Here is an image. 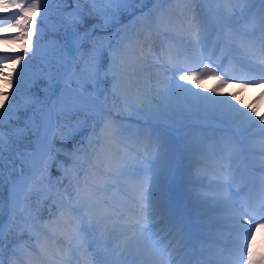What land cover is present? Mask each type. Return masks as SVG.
<instances>
[{
	"label": "snow or ice",
	"instance_id": "snow-or-ice-1",
	"mask_svg": "<svg viewBox=\"0 0 264 264\" xmlns=\"http://www.w3.org/2000/svg\"><path fill=\"white\" fill-rule=\"evenodd\" d=\"M147 2L0 0V8L18 10L7 26L0 20V31L18 32L13 39L23 42L24 49V54L0 55V264H5L6 227L9 233L15 229L17 237L7 264H32L34 259L42 264H64L73 247L88 253L91 264L102 251L97 246L88 252L96 243V233L109 238L103 249L115 241L117 257L124 256L127 264H144L145 256H158L160 264H171L173 240L187 250V264H222L197 258L195 225L164 191L157 160L167 149L169 133L192 127L213 132L217 125L223 130L256 129L264 135V115L256 116L251 105L245 111L233 93L223 98L215 95L229 80L215 75L220 85L211 89L213 95L181 83L190 82L198 89L199 81L224 69L226 61L229 70L239 64L240 74L232 78L242 81V89L264 85V0H257L261 7L246 22L237 18L234 0H150L156 5L154 21L133 43L119 27L120 14L136 19L132 6ZM250 2L235 0L241 5ZM198 3L214 7H208L202 17ZM172 4L178 6V12L165 7ZM113 26L117 31L108 35ZM48 32L53 35L45 40ZM177 73H182L178 79ZM125 113L159 126V130L140 133L155 152L122 154L113 150L115 117ZM89 120L99 121L100 134L94 126L88 137L91 153L86 154L90 163L83 174L80 170L72 173L69 192L61 187L62 180L52 183L51 168L62 151L54 142L73 139ZM221 143L227 141L222 138ZM80 151L77 147L68 153L74 164ZM57 167L64 178L69 177L67 166L57 163ZM130 177L137 179L130 186L129 205L118 209L104 194L111 189L122 191L121 182ZM231 181L229 171L221 166L215 181L217 191L211 197L238 219L241 237L231 264H264V254L256 255L249 240L253 228H264V197L254 207L246 200L237 204L228 195ZM38 185L44 189L38 205L51 198L56 206V212L50 209L48 221L43 222V231L33 223L39 212L31 207ZM17 212L26 219L18 222ZM66 216L71 219L59 230ZM158 221L168 226L170 239L163 246L162 237L154 232ZM61 241L69 247H63ZM166 253L169 259H165ZM96 264L104 262L97 260Z\"/></svg>",
	"mask_w": 264,
	"mask_h": 264
},
{
	"label": "bare ground",
	"instance_id": "bare-ground-1",
	"mask_svg": "<svg viewBox=\"0 0 264 264\" xmlns=\"http://www.w3.org/2000/svg\"><path fill=\"white\" fill-rule=\"evenodd\" d=\"M28 1L29 0H26V2ZM8 2L11 3V0H8ZM234 6L237 9V18L242 22L248 21L253 13L261 7L257 0H251L250 3L245 5L237 4L234 0ZM165 7H169L172 13L178 12V6L176 4L166 5ZM197 7L203 17L207 15L206 9L208 7H214V5L198 3ZM241 7H243L242 13L240 11ZM155 8L156 5L152 4L143 9V11L136 14V19H133L125 25L128 26L127 30H129V32L127 33V38L131 42L134 43L137 36L142 37L149 25L154 21L156 14L154 11ZM17 11V9L11 7L8 9L0 8V20L4 21L3 26H7V23L12 21ZM16 35H18V32L16 31H0V55L24 54L23 42L13 39ZM158 45L159 41L157 40V52ZM205 55H208L207 51L205 52ZM213 59H215V57ZM204 62L209 63L212 67L216 66L212 61L205 60ZM226 70L227 75H223V72ZM228 70L226 62L224 69H217L214 74H209L207 79H201L199 81L200 88L198 89L190 82L181 81V83L189 88H193L194 91H202L205 95H213L211 89L220 85V81L214 78L215 75H220L221 79L230 78V80H233L232 77L240 74L238 65H236V71L233 75H230ZM153 72H155V69H153ZM179 74L182 73H177V79ZM153 78L155 77L153 76ZM234 80L235 84L231 85L227 83L228 86L223 87V91L215 93V95L223 98L228 94L233 93L236 95V101L242 102L240 106L245 111H248V106L251 105L256 109V116L264 115V85L259 87H245L242 89L240 87L242 81L239 79ZM130 117L131 118L127 119L128 121L126 124L120 126V130L123 133L121 132L113 138V142L119 141L117 146H113V150H120L122 154H135L137 152L145 153L146 151L155 152V148L147 143L146 136H142L140 133H146L149 130H159V126L154 122H145L144 120H146V118L139 115H132ZM118 128L119 127H117V129ZM99 134L100 131L97 135ZM222 138L227 141V144L221 143ZM168 140L169 143L167 149L161 152L160 157L157 160V167L160 172L164 191L173 201L175 199L183 205V211H186L184 214L190 217L195 225L196 232H199V243L200 247L203 249V253L200 255L198 250L197 257H202L208 254L209 257L207 260L221 261L222 264H226V262L231 264L232 254L239 245L241 230L239 228L237 217H235L230 210L220 206L211 199L217 191L215 181L220 174L221 166H223L224 169L229 171L232 177L231 187L228 190V195L231 199L238 204V201L246 198L245 196L253 197L252 192L255 190L258 191L262 187L261 184L258 183V179L261 176L256 175V172L259 174V170L255 172L253 167L255 166L254 164L256 161L263 159L264 153L262 152L264 151H259V149H264V135H261L256 129H250L244 132L229 127L227 130H223L221 126L217 125L215 126L214 132L206 128L192 127L185 129L180 133H169ZM122 145L130 146L128 149H134V152L131 150H128L127 152L123 149ZM88 159L90 161V157ZM206 165L208 167H206ZM217 167H219V170L216 169ZM196 174L216 175V178L212 181L213 189L203 186H194L195 192L191 191L194 189L189 188L188 190L191 192L188 193H186V189L181 193L173 189L175 184H179V181L184 184L185 177L191 180L192 176ZM130 179L132 178H126L121 182L122 191H113L116 197L121 194L123 195L124 203H126L125 206L122 205L123 207L129 205L130 198L133 194L131 187L130 190L126 189V185L123 187V184L126 183L125 181H129ZM142 179L146 180L147 177H142ZM132 181L133 183L135 182V180ZM187 184L188 186L191 185L189 182ZM238 187L242 188L238 189ZM200 194L209 198L207 202H205V197L203 195V199L201 198ZM107 197L110 198L113 203L115 202L118 204L114 197L113 199L110 195ZM251 201L253 206L257 202L256 197L254 196ZM176 205H179V203L176 202ZM122 206L119 205L117 208L119 209ZM196 212L204 215L202 221L199 220L200 218L197 216ZM6 218L9 219L8 215H6ZM70 219L71 216H66L65 221L61 222L58 229L63 230L65 223ZM154 232L157 237H162L161 246L168 243L170 239L168 226L163 221H158L156 223ZM253 232L254 235L249 237L253 252L256 255L264 254V228L258 230L253 228ZM212 237L216 238L218 241L216 242V246ZM94 239L96 243L89 248L88 252H92L97 246H100L102 251L100 256L97 257L96 260H93L91 264H96L97 260H103L104 264H127V259L124 256L117 257L116 252L118 249L114 247L115 241H111L109 247L103 249V246L101 245H103V242L109 238L101 237L99 233H96ZM61 244L65 248L69 247L63 241H61ZM177 245L179 244L173 240L172 247L175 248ZM208 246H215V251L206 248ZM179 248H181L180 245ZM102 253L104 254L102 255ZM71 254L73 255L75 264H88V253H85L83 249L76 250L73 247L71 249ZM165 259H169L167 253L165 254ZM170 259L171 264H185L186 261L184 257H177V255L175 257L173 251ZM143 261L144 264H160V258L158 256H145L143 257ZM223 261L226 262L224 263ZM32 264H42V261L34 259Z\"/></svg>",
	"mask_w": 264,
	"mask_h": 264
},
{
	"label": "rangeland",
	"instance_id": "rangeland-1",
	"mask_svg": "<svg viewBox=\"0 0 264 264\" xmlns=\"http://www.w3.org/2000/svg\"><path fill=\"white\" fill-rule=\"evenodd\" d=\"M28 2H30V0ZM152 4L153 3H151L150 0H149V2L145 3L143 6H138V5L132 6V7L135 8L134 16H136V14H138L141 11H143V9L151 6ZM132 20H133L132 16H129L127 13L122 12L120 14L121 25L119 27L122 30L126 31V33H128L129 32L127 30L128 26H125V25L128 22L132 21ZM92 22L93 21H88L87 23L91 24ZM116 31H117V26H113V27H110L108 29L107 34L108 35H112ZM52 35L53 34L51 32L46 33L45 40L51 38ZM35 38L36 37H33V41L35 40ZM105 62H107V61L105 60ZM234 81H230L229 84H231V85L235 84ZM40 83L43 84V81H41ZM226 86H228V85H226ZM223 87H225V86H223ZM109 104H111V101H109ZM130 116H132V115H129V114L125 113L123 115L115 117L116 125H117V127H119L117 129L116 135H119V133L122 132L120 130V128H121L120 126H122L123 124H126L127 121H128L127 119L131 118ZM144 121L147 122L148 120H144ZM149 122H151V121H149ZM94 126H95V132H96V134H98L99 131H100V123H99V121L93 122V121L89 120L87 122V124L83 127V129L73 139L69 140L68 142L64 143V142L60 141L59 139L55 140V142H54L55 147L58 148V149H62V151L57 154L56 162L53 163V166L51 168L52 183L54 185H55L57 180H62L61 187H67L68 191L72 192V187L69 184V179L72 178V173L76 172L77 170H80L81 174H83V170L86 169L88 164L90 163V161L88 159L89 155H86V154H90L91 153V149L88 147V137L92 134V132L94 130ZM118 142L119 141L113 142V146L114 147L117 146ZM77 147H79L81 149V151L79 153H77V155L79 156V160H77V162L74 164L73 163V158H71L68 155V153H72ZM122 147L127 152H128V150H131V149H128L130 147L128 145H123ZM131 151L134 152V149H132ZM5 156L8 157L9 154L6 153ZM17 163H19V162L17 161ZM57 163L63 164V165H65V166H67L69 168L70 171H69V177L68 178H64L63 177V173H62V171H60L58 169ZM8 171H9L8 168L5 167V175L8 174ZM131 178L132 179H130L129 181H125L126 183L123 184V187H124V185H126V186H128L127 189H130V186H131L130 184L133 183L132 180H136L137 179L136 177H131ZM73 183H75L74 180H73ZM184 183H187V182L184 181ZM38 188H39V193H38V195H34L32 197L31 207H32L33 211H38L39 212V219L37 221H34L33 223H35L37 230L43 231V228H42L43 222L48 221L49 216H50V209H51L52 213L56 212V206L52 203V199L51 198L44 200L42 205H38V196L42 198V195H43V192H44V189H43L42 185H38ZM173 189L176 190L177 192L181 193V192H183L185 190L184 189V184L181 181H179V184H175ZM113 191L115 192L116 190L111 189L107 193H105L104 195H107V196L110 195V197L112 199H113V197L115 199L117 197L115 196V193H113ZM3 196H4V199L7 200V198H8V187H7V185H5V187H4ZM119 196H123V195L121 194ZM6 215L7 214H5L4 217H3V222H5V220H6ZM24 219H26V217L22 216L19 212H17V221L19 222V221H22ZM8 224H9V222H8ZM5 233H6L5 245L7 247L4 249L3 259L5 260V264H7V260H8V257H9V249L11 248V245L13 243L17 242V237H16L15 229H13V231L11 233H9L7 231V227H6ZM24 239H27V236H25Z\"/></svg>",
	"mask_w": 264,
	"mask_h": 264
}]
</instances>
